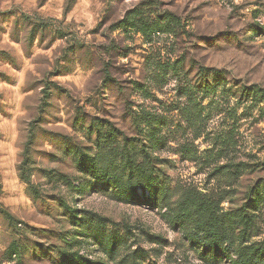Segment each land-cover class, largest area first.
<instances>
[{"label": "rangeland", "instance_id": "rangeland-1", "mask_svg": "<svg viewBox=\"0 0 264 264\" xmlns=\"http://www.w3.org/2000/svg\"><path fill=\"white\" fill-rule=\"evenodd\" d=\"M109 132L147 154L157 206L80 171ZM184 196L252 220L228 258L186 240ZM263 241L264 0H0V264H232Z\"/></svg>", "mask_w": 264, "mask_h": 264}, {"label": "trees", "instance_id": "trees-1", "mask_svg": "<svg viewBox=\"0 0 264 264\" xmlns=\"http://www.w3.org/2000/svg\"><path fill=\"white\" fill-rule=\"evenodd\" d=\"M116 142L117 138L114 132L100 133L96 142L98 148L110 147L109 154L100 156L97 160L89 159L85 163H80V171L91 170L97 177L110 179L109 181L118 187L121 182H125L126 197H129L131 201L132 199L135 201L141 199L144 204L157 206L159 198L167 193V190L153 176L152 169L148 168L145 161L147 154L143 152L140 159H138L139 156L131 157L130 146L127 143H122V147H116L114 146ZM99 160H103L106 164L100 167ZM119 160L122 161L116 163ZM137 189H140V195L137 194ZM212 201L203 196H184V200L176 209L173 220L174 223H177V227H181L186 233V240L202 249V257L208 256L210 259L216 260L220 255H223L228 258L231 255L228 253V249L235 245L230 234L233 224L248 227L252 220L244 215L238 216L235 220H227L223 214L218 215L216 205ZM252 203L255 208V201ZM70 218L78 220L73 215ZM100 225L98 218L90 215L88 229ZM77 227L83 226L77 224ZM96 229L93 236L95 244L109 254L118 251L122 243L118 242L115 237L99 234ZM62 252L63 259L60 264H92L87 263L75 253H70L67 250ZM133 259L135 260V257ZM232 264H264V241L243 246Z\"/></svg>", "mask_w": 264, "mask_h": 264}]
</instances>
